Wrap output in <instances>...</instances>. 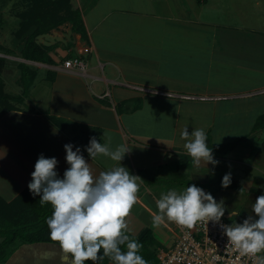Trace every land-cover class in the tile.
I'll return each mask as SVG.
<instances>
[{
    "label": "crops",
    "instance_id": "1",
    "mask_svg": "<svg viewBox=\"0 0 264 264\" xmlns=\"http://www.w3.org/2000/svg\"><path fill=\"white\" fill-rule=\"evenodd\" d=\"M90 1L72 0L82 12L88 42L72 33L71 41L52 46L53 63L21 61L36 71V79L20 107L0 109V199L11 203L23 194L41 153L58 159L62 177L69 167L66 143L84 146L92 136L108 142L102 137L108 132L113 149L125 144L131 150L122 162L104 156L91 160L84 151L85 159L94 176L122 163L141 177L127 231L139 238L150 230L158 251L172 247L176 239L166 217L153 225L160 190L182 191L194 183L218 202L224 200L221 219L232 223L255 216L251 203L264 193V129L253 128L264 114V77L259 82L239 70L248 67L258 50L264 51V39L257 42L254 34L242 38L236 34L239 29L227 27L218 36L216 24L200 20L203 10L192 19L186 3L177 0H125L122 8L116 5L121 0ZM206 6V0L200 2V8ZM69 31L67 24L48 34L64 40ZM21 51L18 47L16 57L22 58ZM76 57L86 62V77L60 70ZM48 116L64 119L70 127L59 128ZM185 128L189 133L203 128L215 145L238 144L228 153L213 152L218 165L197 164L184 148ZM228 172L232 183L224 188L221 181ZM157 179L173 185L160 188ZM231 211L240 215L230 218ZM1 264L72 262L56 243L18 240Z\"/></svg>",
    "mask_w": 264,
    "mask_h": 264
},
{
    "label": "clouds",
    "instance_id": "2",
    "mask_svg": "<svg viewBox=\"0 0 264 264\" xmlns=\"http://www.w3.org/2000/svg\"><path fill=\"white\" fill-rule=\"evenodd\" d=\"M181 136L186 141L184 148L197 164L201 160L214 166L219 164L207 144L203 128H194L191 133L185 128ZM102 137H107L108 142H99L92 136L84 146L66 143L65 159L69 167L62 177L56 170L58 159L46 158L41 153L28 188L34 197H40L41 204L51 203L53 211L46 220L49 236L58 242L65 256L71 257L72 264H85L86 261L99 264L105 257L113 264H148L140 254L143 244L128 234L126 221L138 200L141 177L122 163L94 176L83 154L86 151L91 160L104 156L122 162L131 151L125 144H118L113 149L108 132H103ZM231 183L232 173L228 172L223 176L221 186L227 188ZM156 207L158 212L152 217L154 226L165 217L187 227L198 221L218 223L226 210L223 199L218 202L210 192L194 183L182 191L170 189L161 193ZM251 209L255 216L249 215L242 222L235 220L231 224H222V228L229 244L244 255L255 256L264 252V193L251 203ZM229 215L230 218L237 217L240 213L231 211ZM260 264H264V256L260 257Z\"/></svg>",
    "mask_w": 264,
    "mask_h": 264
},
{
    "label": "trees",
    "instance_id": "3",
    "mask_svg": "<svg viewBox=\"0 0 264 264\" xmlns=\"http://www.w3.org/2000/svg\"><path fill=\"white\" fill-rule=\"evenodd\" d=\"M28 8L22 12L20 24L15 32L17 46L22 48L21 56L28 61L51 64L52 58L50 52L55 47H45L36 43L37 37L48 34L55 29H59L63 25H70L73 33L80 35L81 40L88 42V32L84 23L81 11L73 4L72 0H27ZM204 0H199V2ZM0 51H4L0 47ZM5 52V51H4ZM7 52V51H6ZM5 64V59L0 57V109L12 110L14 103H24L30 88L36 79V71L30 65L20 62L18 69L23 87L21 95H12L5 91V83L1 78V70ZM49 121L55 126L66 129L70 127V123L64 119L48 116ZM264 129V114L259 116L253 130L259 131ZM207 144L213 152L228 153L232 151L237 142L226 145L212 144L211 137L207 136ZM39 196H33L29 188H27L19 198L11 203H7L0 199V264L7 261L10 256V248L18 240L21 244L50 242L56 243L49 236V228L46 220L51 216L53 208L50 202L41 204ZM138 239L143 247L140 254L148 261V264H158L157 248L154 247L155 240L150 230H147ZM59 245V244H58ZM123 250H126L122 246ZM102 251V250H101ZM85 264H92L86 261ZM99 264H113L108 258Z\"/></svg>",
    "mask_w": 264,
    "mask_h": 264
},
{
    "label": "rangeland",
    "instance_id": "4",
    "mask_svg": "<svg viewBox=\"0 0 264 264\" xmlns=\"http://www.w3.org/2000/svg\"><path fill=\"white\" fill-rule=\"evenodd\" d=\"M177 1L179 3H186L187 7H189V16L192 19H196V12L203 10V18L200 20L202 22H207L208 26H210V24H216L220 30L218 36H220V33L223 31L222 29L227 27L232 30L239 29L240 31H237L236 34L241 33L242 38L245 37L246 34H254L253 36H255L257 42H262L264 39V0H206L207 6L204 8H200L199 0ZM90 2L93 3L94 0ZM117 2L116 5L119 7L121 6L120 8L128 4L125 0ZM28 7L27 0H0V47L5 51H0V57L5 59V64L1 70V78L5 83V91L16 96L23 93L18 69V64L23 58L20 56L16 57L17 55H15L18 54L15 32L20 24L19 15ZM198 26H201V24ZM69 47L73 48L74 45H70ZM256 53V56H253L251 61L248 60V67H242L239 72L242 75H251L252 78L256 76L257 80L260 82L262 77H264V51L258 50ZM37 70L41 69L37 68ZM237 73L236 69V74ZM262 85V83L259 84V89L262 88L260 87ZM14 104L15 106H21L18 103ZM172 179L174 178L172 177ZM155 181L156 183L159 182L160 188L173 185V181H162V179L159 181L157 179ZM155 187L156 190H159L157 184ZM160 192L164 193L161 190ZM161 193L156 194L158 199L161 197ZM154 247L158 248L157 244H155Z\"/></svg>",
    "mask_w": 264,
    "mask_h": 264
},
{
    "label": "built area",
    "instance_id": "5",
    "mask_svg": "<svg viewBox=\"0 0 264 264\" xmlns=\"http://www.w3.org/2000/svg\"><path fill=\"white\" fill-rule=\"evenodd\" d=\"M89 51L85 49L86 53ZM60 70L86 77L88 66L82 58L76 57L66 60ZM125 86L145 93H159L129 84ZM222 224L231 223L225 219L218 223L198 221L187 227L173 222L175 243L168 249L158 251V264H260L264 252L255 256L242 254L229 244V238L223 234Z\"/></svg>",
    "mask_w": 264,
    "mask_h": 264
},
{
    "label": "water",
    "instance_id": "6",
    "mask_svg": "<svg viewBox=\"0 0 264 264\" xmlns=\"http://www.w3.org/2000/svg\"><path fill=\"white\" fill-rule=\"evenodd\" d=\"M70 34H66L64 36V40L60 39L57 36L51 35V34H43L37 37V44H42L45 47H52L53 45L58 44L59 42L66 43V39L71 41V35L73 33L72 29L69 31ZM39 40H42L43 42L40 43Z\"/></svg>",
    "mask_w": 264,
    "mask_h": 264
}]
</instances>
